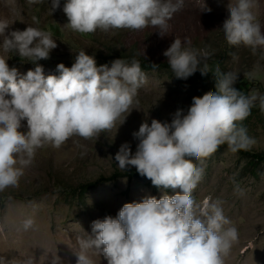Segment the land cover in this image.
<instances>
[{
  "label": "clouds",
  "instance_id": "clouds-1",
  "mask_svg": "<svg viewBox=\"0 0 264 264\" xmlns=\"http://www.w3.org/2000/svg\"><path fill=\"white\" fill-rule=\"evenodd\" d=\"M51 5L54 11L61 0H51ZM184 6L185 0H64L62 10L69 21L66 25L81 34L153 26L164 36L168 21ZM253 7L254 0L229 4L220 29L228 44L244 45L255 53L264 47V32ZM211 11L203 0L202 12ZM8 28L0 22V51H14L36 66L20 75L0 54V191L18 186L37 149L45 144L59 148L73 136L91 139L115 127L129 109H135L138 89L146 80L136 59L129 63L119 58L110 67H98L95 56L84 50L70 68L60 63L59 75H45L37 61L49 59L57 47L51 34L32 26L23 31L7 32ZM188 44L187 38L183 44L175 38L163 53L175 77L186 80L198 70L207 75V64L201 67L207 53ZM213 75L215 92L193 97L187 112L178 109L171 123L143 122L133 133L139 141L135 153L125 142L115 155L120 169L135 166L154 186L179 191L159 199L146 196L141 202L124 204L115 217L94 220L92 235L76 237L72 248L76 264H96L93 257L101 255L107 264H225L238 242V230L219 202L210 197L200 203L195 200L193 192L204 170L192 162H202L225 144L233 153L249 150L255 140L240 122L249 117L257 101L264 111V96L237 90L236 73L217 68ZM25 120L27 132L20 131ZM34 223L29 217L22 227L28 230ZM59 261L53 258L52 264Z\"/></svg>",
  "mask_w": 264,
  "mask_h": 264
},
{
  "label": "rangeland",
  "instance_id": "rangeland-1",
  "mask_svg": "<svg viewBox=\"0 0 264 264\" xmlns=\"http://www.w3.org/2000/svg\"><path fill=\"white\" fill-rule=\"evenodd\" d=\"M235 2L204 0L212 9L207 13L202 12L203 0H185L184 8L168 21V31L161 36L153 26L141 30L97 29L81 34L66 25L69 21L62 10L64 0L54 11L51 0H0V22L9 25L7 32L38 27L56 41L57 47L50 52L49 59L37 61L45 75H59L56 68L60 63L70 68L81 50L94 55L98 67H110L119 58L129 63L136 59L146 75L135 98V109H129L130 113H125L115 127L91 139L73 136L59 148L45 144L37 149L18 186L0 191L2 264H52L56 257L60 258L59 264H76L72 250L76 237L83 233L92 235L94 220L115 217L124 204L141 202L146 196L159 199L179 191L158 188L146 177H130L135 166L122 170L115 160L125 142L135 153L139 141L133 133L143 122L150 125L156 119L171 123L178 109L186 113L192 98L204 95L194 74L186 80L179 79L171 68L160 65L168 63L163 53L175 38H180L182 44L187 38L190 44L185 46L207 53L201 58V67L218 62L222 72L236 73L238 78L253 83L255 90L250 95L264 96V47L253 53L250 47L230 45L220 29L228 16L227 7ZM253 11L264 32V0H254ZM0 54L20 75L35 69V64L14 51ZM152 64L161 67L153 69ZM22 125L20 131L27 132L26 120ZM243 127L255 140L249 150L264 152V111ZM192 163L204 170L193 192L195 200L200 203L210 197L219 202L231 226L238 230V242L225 258V264H264V165L251 163L249 158L228 148ZM92 183L96 185L83 194L82 186ZM29 217L35 221L34 226L24 230L23 221ZM93 259L96 264H107L102 255Z\"/></svg>",
  "mask_w": 264,
  "mask_h": 264
},
{
  "label": "trees",
  "instance_id": "trees-1",
  "mask_svg": "<svg viewBox=\"0 0 264 264\" xmlns=\"http://www.w3.org/2000/svg\"><path fill=\"white\" fill-rule=\"evenodd\" d=\"M160 65L164 66L165 68H170L168 63L160 64ZM160 65L158 68L161 67ZM219 66H220V64L218 62H215L213 65H208L209 72L207 73V75L202 76L199 70L194 74L196 79L199 81V83L203 89L204 95L216 91V87H215L216 80H215L213 74H214L215 70L217 68H219ZM220 71L222 72L221 69H220ZM225 73H227V72H225ZM234 87H236L237 90L241 91L243 94L249 95V96H250V92L255 90V89H253V83L250 82L248 79H245L243 77L238 78ZM260 111L261 110L259 107V102H256V105L254 107H252V109H251V114L249 115V117H247L245 120L240 122L241 126H244L245 124H247V122H249V120H251L254 115L259 114ZM221 148H228V147L225 144V145H221L218 149H221ZM237 153H239L243 157L249 158L251 163H254L257 165H264V152H254L251 150H247V151L239 150ZM129 175H130V177H143V176L139 175L137 171H130ZM95 185L96 184L92 183V184L82 186L83 191H84L83 194L85 192H88Z\"/></svg>",
  "mask_w": 264,
  "mask_h": 264
}]
</instances>
